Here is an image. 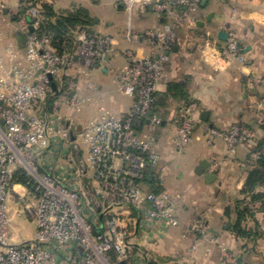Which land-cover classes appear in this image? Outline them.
I'll return each instance as SVG.
<instances>
[{
    "label": "built area",
    "instance_id": "1",
    "mask_svg": "<svg viewBox=\"0 0 264 264\" xmlns=\"http://www.w3.org/2000/svg\"><path fill=\"white\" fill-rule=\"evenodd\" d=\"M202 1L152 0L154 10L170 20L144 32L156 54L141 57L125 52L128 62L117 77L135 102L127 117L104 112L83 128L77 136L84 158L76 146L57 140L67 136L60 110L64 104L79 110L91 101L81 94L71 70L91 75L114 50V39L78 30L71 37L76 47L60 52L43 27V0H33L24 5V12H14L26 34V67L16 65L9 78L0 80V264H127L138 255L133 241L138 225L141 243H149L158 226L180 224L177 199L149 191L138 180L160 163L156 131L163 121L156 103L160 88L169 80L168 53L177 44L180 30L194 21ZM145 9L146 4L141 6ZM226 33L228 43L219 56L240 58L238 35L229 29ZM63 75L71 78L69 93L55 97L53 79ZM255 81L264 83V79ZM198 110L195 103L181 108L174 122L178 150L191 143ZM138 120L149 121L150 131L139 133ZM210 133L222 137L230 152L254 138V132L242 124ZM22 176L27 177L26 183L21 182ZM20 201L36 224L32 239L11 237L9 208ZM191 229L207 235L201 221ZM222 257L226 263L242 264L225 248Z\"/></svg>",
    "mask_w": 264,
    "mask_h": 264
},
{
    "label": "crops",
    "instance_id": "2",
    "mask_svg": "<svg viewBox=\"0 0 264 264\" xmlns=\"http://www.w3.org/2000/svg\"><path fill=\"white\" fill-rule=\"evenodd\" d=\"M23 1L0 0V80L9 78L14 66L26 67V34L19 28L20 17L14 14L22 10ZM134 1L126 12L117 7L126 21L121 36L110 33L114 50L91 75L71 70L81 94L91 101L79 110L66 104L61 108L67 135L57 139L61 144L79 146L77 135L104 112L125 118L131 111L135 96L126 94L117 77L128 62L125 52L131 50L141 57L156 54L144 32L170 21L154 10L152 0H137L141 6L146 4L143 11L141 6L134 10ZM45 6L53 10L48 18L52 22L61 13L78 9H85L92 20L90 0H43L42 15ZM88 25L70 36L78 30L89 32ZM135 29L141 32L139 36ZM227 29L238 35L240 58L219 56L228 43L222 35ZM72 41L70 50L76 47ZM168 55L169 80L158 92L157 111L163 122L156 131L155 149L161 160L155 178L161 192L177 199L180 224L158 226L149 243H141L142 226L138 225L133 238L138 255L127 264H229L222 257L224 248L242 264H264V184L256 189L263 195L261 199L254 200L244 192L250 172L264 156V83L255 81L264 79V0L202 2L194 21L180 30L179 40ZM70 79L65 75L53 79L55 97L69 93ZM192 103L199 106L192 141L178 150L174 122L181 108ZM204 111L209 112L207 121L202 119ZM234 124L250 128L254 138L230 152L225 140L211 135L210 130L226 132ZM135 127L143 134L150 131V122L138 120ZM208 172L217 178L207 182ZM156 187L144 186L149 191ZM196 221L207 228L206 236L191 229Z\"/></svg>",
    "mask_w": 264,
    "mask_h": 264
},
{
    "label": "rangeland",
    "instance_id": "3",
    "mask_svg": "<svg viewBox=\"0 0 264 264\" xmlns=\"http://www.w3.org/2000/svg\"><path fill=\"white\" fill-rule=\"evenodd\" d=\"M131 1L132 0H90L93 5V15L92 20L87 26L89 30L88 33L99 38L111 37L110 33H115L118 36H121L122 27L125 24L126 18L123 14H121L122 11L117 10V7L121 6V8H123V12H126ZM134 2V10L137 8L139 9L141 6L140 1L138 2L136 0ZM42 17L45 22L47 19L44 15H42ZM134 32L138 36L141 34V32L136 31V29ZM147 132L148 131L145 133ZM77 148L78 151H80L81 157L84 158L85 149L81 147V145L77 146ZM73 151L74 150H72V152ZM72 152L68 155H71ZM86 182L89 183L88 180ZM10 207L9 216L11 220V237L15 240L32 239L36 232V224L34 220L27 216L23 202L20 201L18 205L12 204Z\"/></svg>",
    "mask_w": 264,
    "mask_h": 264
},
{
    "label": "trees",
    "instance_id": "4",
    "mask_svg": "<svg viewBox=\"0 0 264 264\" xmlns=\"http://www.w3.org/2000/svg\"><path fill=\"white\" fill-rule=\"evenodd\" d=\"M33 0H24L22 5L31 3ZM22 6V12L25 11V8ZM43 15L47 19L44 23V29L48 31L52 36V43L53 45L60 51L66 52L70 50L72 45V38L71 34L73 31L78 29L79 27L86 26L90 23L89 13L85 9H78L74 12L68 13H61L56 17L54 22L50 21V17L53 15V10L49 6H45L43 8ZM49 18V19H48ZM174 88H177L174 86ZM156 103V110H157ZM27 177L22 176L23 183L27 182ZM143 186L148 185L151 188L156 187V178H155V171L152 170L145 174V176L138 180ZM264 184V156L260 158L258 161V166L254 168L247 179L244 192L246 194L251 195L252 199L258 200L263 198L262 194L256 193V189ZM155 193H160L161 189L156 187L155 190H150Z\"/></svg>",
    "mask_w": 264,
    "mask_h": 264
},
{
    "label": "water",
    "instance_id": "5",
    "mask_svg": "<svg viewBox=\"0 0 264 264\" xmlns=\"http://www.w3.org/2000/svg\"><path fill=\"white\" fill-rule=\"evenodd\" d=\"M205 1H207V0H203L202 2L204 3ZM209 18H210V17H209ZM209 18H208V19H209ZM222 35H223V38H224L225 40H228V35H227L226 33H223ZM50 78L52 79V76H51ZM52 87H53V90H54V91L57 90V88H56V86H55L54 83H52ZM150 115H152V112H150ZM208 118H209V112H208V111H204V112H202V119H204V120L207 121ZM216 178H217V175L214 174V173H212V172H208V173L206 174V180H207V182L212 181L213 179H216Z\"/></svg>",
    "mask_w": 264,
    "mask_h": 264
}]
</instances>
